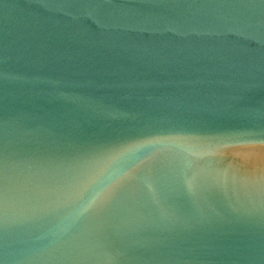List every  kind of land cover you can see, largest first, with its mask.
<instances>
[{
    "label": "water",
    "instance_id": "95a60500",
    "mask_svg": "<svg viewBox=\"0 0 264 264\" xmlns=\"http://www.w3.org/2000/svg\"><path fill=\"white\" fill-rule=\"evenodd\" d=\"M0 264H264V106L0 131Z\"/></svg>",
    "mask_w": 264,
    "mask_h": 264
}]
</instances>
